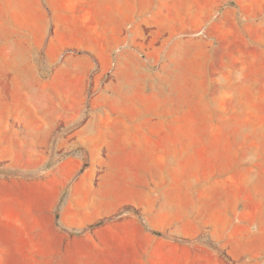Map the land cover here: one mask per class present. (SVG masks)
Instances as JSON below:
<instances>
[{
    "label": "rangeland",
    "instance_id": "1",
    "mask_svg": "<svg viewBox=\"0 0 264 264\" xmlns=\"http://www.w3.org/2000/svg\"><path fill=\"white\" fill-rule=\"evenodd\" d=\"M78 1L0 0V182L88 161L95 185L146 174L148 202L64 241L10 207L0 264H264V0H137L110 49Z\"/></svg>",
    "mask_w": 264,
    "mask_h": 264
},
{
    "label": "crops",
    "instance_id": "2",
    "mask_svg": "<svg viewBox=\"0 0 264 264\" xmlns=\"http://www.w3.org/2000/svg\"><path fill=\"white\" fill-rule=\"evenodd\" d=\"M78 2L76 0V4ZM136 2L137 0H88V5L81 6L84 11L92 8L93 11L95 10L92 12L98 16L94 21L99 27L94 33L95 37L93 36V41L98 47L110 49L116 46V37L121 32L125 16L142 15ZM77 6L79 7L80 4ZM77 11V8H71V13ZM88 32L86 29L75 32L70 29L66 33L77 45L90 46L92 44ZM135 108L141 112L148 111L147 107L142 105H135ZM52 129L51 125L44 128L45 139L40 140L41 142L49 141ZM33 134L28 133V135ZM20 142L23 143L24 140ZM36 142L35 140L34 143ZM31 150L28 155H23L21 152L20 157L30 158L31 153L36 157L37 147ZM109 159H112L111 154ZM82 164L73 162L71 165H65L57 162L51 170L43 173L37 174L31 171L29 174L19 173L18 176L4 178L0 182L2 188L0 215L9 216L10 213L6 211L8 212L11 207L15 224L30 226L29 231L64 241L68 239L64 229L80 230L127 202L140 204L148 202L149 187H147L146 174L140 173L145 176V186L133 182L129 187H115L114 182L95 185L85 178L75 176L76 170L81 169Z\"/></svg>",
    "mask_w": 264,
    "mask_h": 264
},
{
    "label": "water",
    "instance_id": "3",
    "mask_svg": "<svg viewBox=\"0 0 264 264\" xmlns=\"http://www.w3.org/2000/svg\"><path fill=\"white\" fill-rule=\"evenodd\" d=\"M88 165V161L83 164V169ZM99 224V223H98ZM92 227V226H91Z\"/></svg>",
    "mask_w": 264,
    "mask_h": 264
}]
</instances>
